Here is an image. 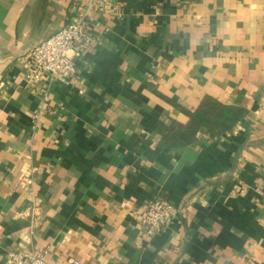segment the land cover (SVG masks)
Listing matches in <instances>:
<instances>
[{
    "label": "crops",
    "instance_id": "obj_1",
    "mask_svg": "<svg viewBox=\"0 0 264 264\" xmlns=\"http://www.w3.org/2000/svg\"><path fill=\"white\" fill-rule=\"evenodd\" d=\"M84 3L0 0V264H264V0H108L75 76L28 79ZM206 96L247 114L162 145ZM156 197L173 221L148 236Z\"/></svg>",
    "mask_w": 264,
    "mask_h": 264
},
{
    "label": "built area",
    "instance_id": "obj_2",
    "mask_svg": "<svg viewBox=\"0 0 264 264\" xmlns=\"http://www.w3.org/2000/svg\"><path fill=\"white\" fill-rule=\"evenodd\" d=\"M108 0H85L83 11L76 13L64 27L44 41L35 44L28 54V79L41 81L47 75L51 79L70 78L77 72L76 62L82 56L80 45L86 37L90 12L107 5ZM30 184L32 179L28 180ZM173 203L164 197L148 201L142 215V223L148 236L165 231L173 221ZM2 264H48L44 251L11 252Z\"/></svg>",
    "mask_w": 264,
    "mask_h": 264
},
{
    "label": "trees",
    "instance_id": "obj_3",
    "mask_svg": "<svg viewBox=\"0 0 264 264\" xmlns=\"http://www.w3.org/2000/svg\"><path fill=\"white\" fill-rule=\"evenodd\" d=\"M187 123L172 121L171 124H159L162 135L161 144L167 147H183L193 143L198 132L207 128L212 136H220L231 131L247 111L240 107L228 106L218 99L206 96L196 111H186Z\"/></svg>",
    "mask_w": 264,
    "mask_h": 264
}]
</instances>
